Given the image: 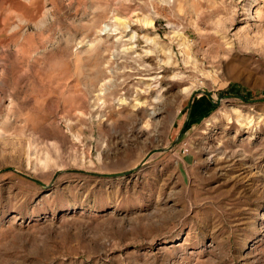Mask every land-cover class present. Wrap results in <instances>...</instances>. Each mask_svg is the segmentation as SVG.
<instances>
[{
  "label": "rangeland",
  "instance_id": "obj_1",
  "mask_svg": "<svg viewBox=\"0 0 264 264\" xmlns=\"http://www.w3.org/2000/svg\"><path fill=\"white\" fill-rule=\"evenodd\" d=\"M0 264H264V0H0Z\"/></svg>",
  "mask_w": 264,
  "mask_h": 264
},
{
  "label": "bare ground",
  "instance_id": "obj_2",
  "mask_svg": "<svg viewBox=\"0 0 264 264\" xmlns=\"http://www.w3.org/2000/svg\"><path fill=\"white\" fill-rule=\"evenodd\" d=\"M23 47V46H22ZM154 114V113H153Z\"/></svg>",
  "mask_w": 264,
  "mask_h": 264
}]
</instances>
